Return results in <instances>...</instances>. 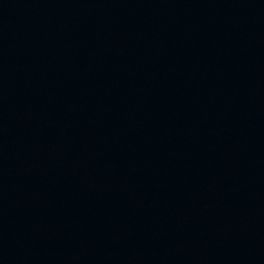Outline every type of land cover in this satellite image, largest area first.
I'll use <instances>...</instances> for the list:
<instances>
[{
    "label": "water",
    "instance_id": "1",
    "mask_svg": "<svg viewBox=\"0 0 264 264\" xmlns=\"http://www.w3.org/2000/svg\"><path fill=\"white\" fill-rule=\"evenodd\" d=\"M0 264H264V0H0Z\"/></svg>",
    "mask_w": 264,
    "mask_h": 264
}]
</instances>
